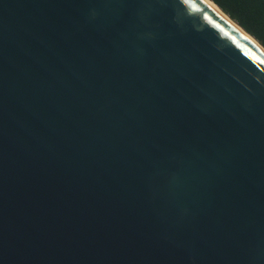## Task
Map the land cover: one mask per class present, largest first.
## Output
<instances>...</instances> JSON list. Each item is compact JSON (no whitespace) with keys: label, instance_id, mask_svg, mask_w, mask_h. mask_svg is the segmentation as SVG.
<instances>
[{"label":"water","instance_id":"1","mask_svg":"<svg viewBox=\"0 0 264 264\" xmlns=\"http://www.w3.org/2000/svg\"><path fill=\"white\" fill-rule=\"evenodd\" d=\"M221 12L0 0V264H264V47Z\"/></svg>","mask_w":264,"mask_h":264},{"label":"trees","instance_id":"2","mask_svg":"<svg viewBox=\"0 0 264 264\" xmlns=\"http://www.w3.org/2000/svg\"><path fill=\"white\" fill-rule=\"evenodd\" d=\"M264 47V0H211Z\"/></svg>","mask_w":264,"mask_h":264},{"label":"bare ground","instance_id":"3","mask_svg":"<svg viewBox=\"0 0 264 264\" xmlns=\"http://www.w3.org/2000/svg\"><path fill=\"white\" fill-rule=\"evenodd\" d=\"M206 4H208L213 10H215L220 16H222L225 20H227L228 22L230 21V19L227 17V16H225L222 12H221V10L218 8V7H216L212 2H210L209 0H203ZM231 24V23H230ZM231 25H233V24H231ZM234 27H237V26H235V25H233ZM236 29H239L238 27L236 28ZM241 31V30H240ZM253 43H255L256 45H257V43L253 40V39H251V38H249ZM260 48V47H259ZM261 49V48H260Z\"/></svg>","mask_w":264,"mask_h":264}]
</instances>
